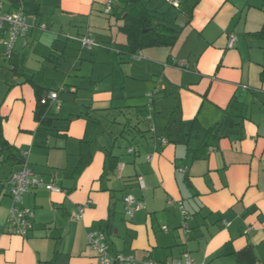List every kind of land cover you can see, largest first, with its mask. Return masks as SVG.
Segmentation results:
<instances>
[{
	"label": "crops",
	"instance_id": "crops-1",
	"mask_svg": "<svg viewBox=\"0 0 264 264\" xmlns=\"http://www.w3.org/2000/svg\"><path fill=\"white\" fill-rule=\"evenodd\" d=\"M106 1L20 4L31 27L16 61H0L3 132L62 190L30 189L22 204L33 208L34 228L26 237L10 233L6 180L19 166L2 164L0 264H99L87 235L106 228L110 254L138 264L185 252L196 264H264V41L250 34L263 25L264 0H141L180 30L172 47L145 48L142 59L117 48L127 36L121 20L111 12L106 19ZM15 7L5 0L6 10ZM88 33L91 49L80 40ZM28 78L45 96L63 89L48 114L59 134L40 129ZM232 102L241 117L229 114ZM127 195L144 203L133 217Z\"/></svg>",
	"mask_w": 264,
	"mask_h": 264
},
{
	"label": "built area",
	"instance_id": "built-area-1",
	"mask_svg": "<svg viewBox=\"0 0 264 264\" xmlns=\"http://www.w3.org/2000/svg\"><path fill=\"white\" fill-rule=\"evenodd\" d=\"M16 3V7L6 10L5 0H0V32L5 36L3 38V44L5 45V56L10 58L15 47V43L20 39L26 37L31 23L29 22L28 15L20 5L22 0H10ZM173 5L178 6V0H170ZM112 0L106 1V10L110 12L112 10ZM236 35L232 33L230 35L229 46L232 47L236 40ZM84 48H93L97 43L88 33L81 39ZM144 54L140 51L136 58H144ZM62 90V89H61ZM57 102L61 104L58 91L49 92L43 99L42 103ZM164 142H166L164 140ZM28 152L25 153L27 157ZM138 182L141 187H145V181L140 176ZM7 183L10 189V195L13 199V204L9 209L7 218V229L10 233L18 234L23 237L28 236L34 228L35 212L33 208L23 206V199L30 189L45 187L50 191L60 192L61 188L54 185L52 182H47L43 177L37 175L34 169L30 166L29 162L25 160L19 169L13 171L7 178ZM126 214L128 217H133L136 210L144 208V203L138 201L133 195H127L125 197ZM93 201L90 199L85 204L81 205L77 218H81L86 208L92 205ZM183 214L187 215L182 203ZM165 231H168L167 227H164ZM89 245L97 253V261L99 264H138L133 255H126L118 253L112 255L109 252L108 244V232L105 229L91 230L87 235ZM143 264H158L155 260H144ZM166 264H196L195 259L189 252L183 253L179 257L173 258Z\"/></svg>",
	"mask_w": 264,
	"mask_h": 264
},
{
	"label": "trees",
	"instance_id": "trees-1",
	"mask_svg": "<svg viewBox=\"0 0 264 264\" xmlns=\"http://www.w3.org/2000/svg\"><path fill=\"white\" fill-rule=\"evenodd\" d=\"M13 3L14 5H16L15 2ZM110 12L113 16H116L118 20L122 21L119 30L127 36V42L125 44H117V48L121 53L128 54L131 57L136 58V55L140 51H143L145 48L149 47H172L179 38L180 30H178L173 24L169 23L168 21H165L162 17L152 14V12L147 8L144 3L141 2V0H118L117 3L113 4L112 10ZM250 34L254 38L264 41V22L262 27L258 31ZM82 48L84 47L82 46ZM8 66L10 67V65ZM260 79L262 82H264V62L262 63ZM25 80L31 81L36 90L37 107L35 117L40 122V129L44 126V128L50 133L59 134L56 131H60L61 129L57 127H51V129L48 128L52 125V120L54 119L48 116L50 112L51 102L46 104L42 103V99L45 97V95H43V87L33 82L32 78H28ZM50 90L58 91L59 96L60 93L63 91V89L53 90L49 88L48 91L51 92ZM229 107L230 110L228 111L230 115L241 117L242 114L240 112L235 113V108H238L237 105L233 103L230 104ZM67 120H71V117H69ZM108 156L110 158V164L112 166L111 168L114 169L117 165V157L113 156L112 154ZM25 160H27L25 154H21L19 151H16L13 145H11L5 138L2 126V119L0 118V167L5 162H11L13 165L19 166L18 168L12 170L10 172L11 174L13 171L19 169L21 164ZM90 161L91 153L83 155L75 170V173H80L89 164ZM36 174L39 175L38 173ZM105 230L108 232L107 228Z\"/></svg>",
	"mask_w": 264,
	"mask_h": 264
},
{
	"label": "rangeland",
	"instance_id": "rangeland-1",
	"mask_svg": "<svg viewBox=\"0 0 264 264\" xmlns=\"http://www.w3.org/2000/svg\"><path fill=\"white\" fill-rule=\"evenodd\" d=\"M172 7V6H171ZM174 8V7H173ZM173 8H170V9H172L173 10ZM107 13H109V12H107L106 11V14ZM107 15H109V14H107ZM108 17H110V15L109 16H107V20L109 19ZM116 27V26H115ZM114 29H116V28H114ZM25 38V37H24ZM21 39V38H20ZM19 39V40H20ZM18 42V41H17ZM15 43V47H14V49H13V53H12V56L10 57L11 59H12V62H14V61H16V58L18 57V48H19V43ZM1 49H3V57H1L0 56V61L2 60V63H4L5 62V60H4V53H5V45L3 44V42L1 41L0 42V50ZM7 59V61H10L11 59H8V58H6ZM20 59H22V57L20 58ZM70 61H71V59H69V63H70ZM58 89H61V86L60 87H58ZM68 98H69V100L71 101L72 99L69 97V96H67ZM4 164H6V163H4ZM5 166H9L10 167V164H7V165H5ZM7 181V180H6Z\"/></svg>",
	"mask_w": 264,
	"mask_h": 264
}]
</instances>
